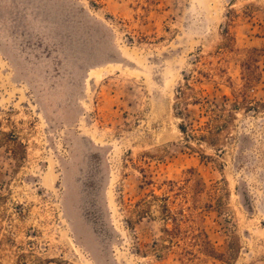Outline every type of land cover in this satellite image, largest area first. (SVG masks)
<instances>
[{
  "label": "rangeland",
  "instance_id": "obj_1",
  "mask_svg": "<svg viewBox=\"0 0 264 264\" xmlns=\"http://www.w3.org/2000/svg\"><path fill=\"white\" fill-rule=\"evenodd\" d=\"M0 264H264V0H0Z\"/></svg>",
  "mask_w": 264,
  "mask_h": 264
},
{
  "label": "trees",
  "instance_id": "obj_2",
  "mask_svg": "<svg viewBox=\"0 0 264 264\" xmlns=\"http://www.w3.org/2000/svg\"><path fill=\"white\" fill-rule=\"evenodd\" d=\"M225 32H226V40H227V44H229L231 41H232V39H234L233 37H232V35L230 34V31H229V25H228V27H226V29L224 30ZM228 46V48L229 47H231V44L230 45H227ZM187 79V78H186ZM246 79L248 80L247 81V85H249V84H253V77H249V75H248V77H246ZM186 86H190L188 83H186ZM184 90V88L182 87L181 89H180V94H185V92L183 91ZM235 105H239V102H236L235 103ZM180 129H181V131L184 133V134H186L188 137H191V136H193V135H191V134H189L188 133V129H187V127H186V125L184 124V123H182L181 125H180ZM194 137V136H193ZM152 196L154 197V198H157V196L156 195H154V194H152ZM149 200H145V204H147L148 205V202ZM149 207H144V208H142V209H140L139 210V216H145L144 214H149V209H148ZM163 216H164V218L166 219V220H172L173 221V223H174V227H175V229H181V222H182V219H178L177 218V216L174 214V213H172V211L169 209V207H167V205L164 207V210H163ZM180 221V222H179ZM166 231H170L168 228H166Z\"/></svg>",
  "mask_w": 264,
  "mask_h": 264
}]
</instances>
